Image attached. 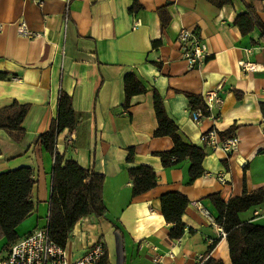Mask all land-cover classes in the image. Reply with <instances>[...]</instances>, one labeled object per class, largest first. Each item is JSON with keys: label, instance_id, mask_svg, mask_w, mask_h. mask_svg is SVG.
Instances as JSON below:
<instances>
[{"label": "crops", "instance_id": "1", "mask_svg": "<svg viewBox=\"0 0 264 264\" xmlns=\"http://www.w3.org/2000/svg\"><path fill=\"white\" fill-rule=\"evenodd\" d=\"M249 4L231 0L215 8L205 0H0V73L10 77L0 80V174L26 167L34 181L33 210L15 229L19 239L47 225L53 159L37 141L56 120L63 92L82 118L72 131L57 136L56 152L103 177L106 211L103 218L88 216L74 225L63 248L66 258L76 261L101 242L110 264H201L207 258L231 264L226 239L217 238L197 204L215 219L208 196L217 194L226 203L244 191L264 188V41L258 30L241 36L233 25ZM134 5L138 9L130 11ZM253 5L264 25V0H253ZM159 9L169 19L165 29ZM20 22L30 35L17 33ZM182 29L196 32L206 45L209 57L201 68L189 70L181 59L177 35ZM240 61L259 70L243 73ZM130 73L146 93L133 96L124 109L122 79ZM216 89L220 106L192 121L186 96L202 98ZM153 92L185 143L202 147L207 131L214 130L219 139L234 128L236 150L205 146L203 175L191 183L188 162L163 168L157 154L170 150L172 141L153 136ZM14 104L18 108H11ZM16 125L22 131L18 137ZM130 148L133 161L127 163ZM140 166L152 169L156 186L133 198L128 169ZM165 193L188 200L180 218L185 230L175 241L160 211ZM238 218L264 227V203ZM4 245L1 238L0 258L7 254Z\"/></svg>", "mask_w": 264, "mask_h": 264}, {"label": "trees", "instance_id": "2", "mask_svg": "<svg viewBox=\"0 0 264 264\" xmlns=\"http://www.w3.org/2000/svg\"><path fill=\"white\" fill-rule=\"evenodd\" d=\"M215 8L229 5L231 0H205ZM138 6L134 5L130 11H136ZM161 29L168 24V16L164 9L158 10ZM233 25L238 29L241 36H246L253 30H258L264 41V25L260 21L257 10L250 0L245 5V12L238 15ZM160 41L154 42L157 47ZM7 74L0 73V80H7ZM123 84V108L129 107L133 96L146 93V88L133 74H126L122 79ZM188 109L200 111L206 115L205 106L200 96L187 95ZM153 111L157 122L154 137H168L172 141V148L160 152L157 156L163 168H169L186 161L189 163V182H193L203 175L202 161L205 157L204 148L185 143L178 135L175 124L167 117L160 96L153 92ZM11 108H18L12 105ZM24 109L18 117L20 121ZM81 116L76 114L71 107L69 96L60 92L57 101V118L51 124L47 133L38 137V144L53 159L51 173V188L49 199V211L46 230L49 239L57 246L64 248L74 225L82 218L93 216L103 218L105 208L102 203L103 177L90 170L82 169L72 160H65L56 152L55 143L57 136L65 129L72 131L80 122ZM7 129V127H4ZM15 135L21 136L22 131L15 127ZM234 137V128L226 133L219 134L221 140ZM133 150H127L126 162L132 163ZM33 172L30 168L22 167L0 174V239L5 240L4 250L18 240L16 227L32 212L31 190L34 184ZM128 178L131 184V196H140L156 186V177L151 168L140 166L128 169ZM207 200L216 212L215 222L219 224L226 233L231 264H264V227L254 225L250 222H241L238 215L251 207L264 203V188L251 193L245 191L241 196L233 197L226 203L222 202L217 194L210 195ZM161 215L169 224L168 237L171 241L182 237L185 227L180 218L183 214L188 200L178 193H165L159 198ZM212 244L207 248L209 253ZM103 248L104 245L102 244ZM96 264H110L104 248ZM201 264H222L211 258H207Z\"/></svg>", "mask_w": 264, "mask_h": 264}, {"label": "built area", "instance_id": "3", "mask_svg": "<svg viewBox=\"0 0 264 264\" xmlns=\"http://www.w3.org/2000/svg\"><path fill=\"white\" fill-rule=\"evenodd\" d=\"M17 33L21 36L30 35L23 22L18 24ZM177 42L180 46L181 59L189 70L201 68L207 61L209 54L206 45L196 32L187 29L180 30ZM239 67L243 73L259 70L255 64L250 62L240 61ZM218 91L216 89L202 96L206 115H202L200 111L188 110L192 121L197 123L202 117L210 115L214 108L220 106L221 98L218 96ZM71 139L72 137L69 136L65 143L70 144ZM219 139L214 130L207 131L201 137L202 143L210 148H219L226 153L236 150L237 142L234 137L225 140ZM197 210L215 228L217 238L226 237L222 227L215 222L207 210L201 208L199 204H197ZM103 251L102 243L98 242L90 247L81 258L71 262L66 258L64 249L54 244L49 239L46 228H43L29 233L13 244L7 254L0 258V264H96Z\"/></svg>", "mask_w": 264, "mask_h": 264}]
</instances>
